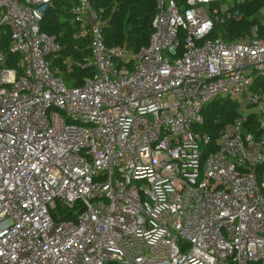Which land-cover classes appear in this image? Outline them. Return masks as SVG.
Returning a JSON list of instances; mask_svg holds the SVG:
<instances>
[{"label":"built area","instance_id":"built-area-1","mask_svg":"<svg viewBox=\"0 0 264 264\" xmlns=\"http://www.w3.org/2000/svg\"><path fill=\"white\" fill-rule=\"evenodd\" d=\"M74 1L92 72L68 86L52 0H0V264H264L261 10L230 40L241 0H156L131 50ZM216 97L238 115L213 137Z\"/></svg>","mask_w":264,"mask_h":264},{"label":"trees","instance_id":"trees-1","mask_svg":"<svg viewBox=\"0 0 264 264\" xmlns=\"http://www.w3.org/2000/svg\"><path fill=\"white\" fill-rule=\"evenodd\" d=\"M74 2L52 0L40 22V29L54 35L62 46L60 55L53 61V68L68 86L80 84L83 77L92 72V69H83L79 65L90 58V38L74 36L78 30L70 10ZM90 3L92 8L102 10L106 22L103 34L107 45L121 44L137 50L148 43L152 19L157 10L156 0H91ZM237 6L245 16L218 26L214 35L220 34L231 40L238 33L246 31L256 21L254 15L264 7V0H241ZM259 35L264 37V24L260 25ZM66 58L70 60L71 68H67L62 61ZM259 83L264 90V79ZM202 115L203 122L198 130L214 137L223 124L238 115V109L234 103L216 97L205 105Z\"/></svg>","mask_w":264,"mask_h":264},{"label":"rangeland","instance_id":"rangeland-1","mask_svg":"<svg viewBox=\"0 0 264 264\" xmlns=\"http://www.w3.org/2000/svg\"><path fill=\"white\" fill-rule=\"evenodd\" d=\"M240 0H225L227 4H233L234 2H239ZM264 18V7L261 9L259 13Z\"/></svg>","mask_w":264,"mask_h":264}]
</instances>
